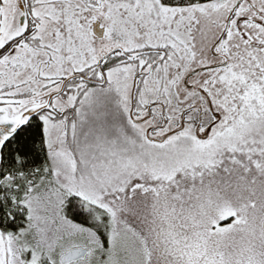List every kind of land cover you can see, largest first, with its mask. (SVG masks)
I'll return each instance as SVG.
<instances>
[{
    "label": "snow or ice",
    "instance_id": "6c2138e0",
    "mask_svg": "<svg viewBox=\"0 0 264 264\" xmlns=\"http://www.w3.org/2000/svg\"><path fill=\"white\" fill-rule=\"evenodd\" d=\"M0 264H264V0H0Z\"/></svg>",
    "mask_w": 264,
    "mask_h": 264
}]
</instances>
